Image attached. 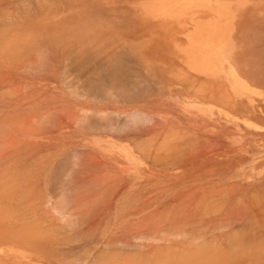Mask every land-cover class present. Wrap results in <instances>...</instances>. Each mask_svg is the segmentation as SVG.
Wrapping results in <instances>:
<instances>
[{
  "label": "rangeland",
  "instance_id": "374dc122",
  "mask_svg": "<svg viewBox=\"0 0 264 264\" xmlns=\"http://www.w3.org/2000/svg\"><path fill=\"white\" fill-rule=\"evenodd\" d=\"M0 50V264H264V0H0Z\"/></svg>",
  "mask_w": 264,
  "mask_h": 264
},
{
  "label": "bare ground",
  "instance_id": "6f19581e",
  "mask_svg": "<svg viewBox=\"0 0 264 264\" xmlns=\"http://www.w3.org/2000/svg\"><path fill=\"white\" fill-rule=\"evenodd\" d=\"M74 31H75V30H74ZM80 31H81V30H80ZM83 31H84V30H82V32H81L82 35H83ZM75 32H76V33H73V34H72V36L74 35L73 37H68V38H66V39H62V41L59 42V44H60L61 46L56 45V43H58V42H56V40H55L56 43L54 42V39H55V38H54L53 40L50 39V40H49L50 42H48V44H50L51 46H53V47H51V49L54 48V47L56 48V46H57V48H61L62 50L64 49V50L67 51V52L69 51V53H70V51H73V52H74V51L76 50V48H77L76 51L79 52L80 50H82V53L84 52L85 54H83V55H79L78 52H77V53H74V54H75V57H77L76 55H78V56H84V55H86V53H88V52L90 51V49H91V50L94 49V48H89V47H91L90 44H93V43H91L90 41H87V40H88L87 37H86L87 40H86L85 38H83V39L86 40V41H81V43H80V42L77 43L75 40H80L81 35H79V34H81V33H79L78 31H75ZM70 33H72V32L70 31L69 34H68V32H64V33H60V34H61V35H62V34H63V35H66V34H67V36H69ZM77 33H78V34H77ZM61 35H56V38L59 40V38L62 37ZM57 36H59V38H58ZM67 36H65V37H67ZM53 37H54V36H53ZM65 37L63 36V38H65ZM82 37H84V36H82ZM49 38H50V37H49ZM70 38H71V40H70ZM77 38H78V39H77ZM92 39H94V38H92ZM96 39H97V38H95V40H96ZM41 40H42L43 42H45V40L48 41V38L46 37V38H44V40H43V39H41ZM41 40H40V41H41ZM72 40H73L74 42H72ZM89 40H91V39L89 38ZM95 40H94V41H95ZM17 41H18V40H17ZM47 41H46V42H47ZM94 41H93V42H94ZM18 42H20V41H18ZM18 42H17V43H18ZM28 42H29V40H28ZM31 42L34 43V40L31 41ZM46 42H45V43H46ZM75 42H76V44H74ZM95 42H96V41H95ZM26 43H27V42H26ZM32 43H31V45H32ZM45 43H44V44H45ZM98 43H99V41H98ZM102 43H103V42H102ZM102 43H100V44H102ZM114 43H115V42H114ZM15 44H16V42H15ZM27 44H28V43H27ZM40 44H41V43H40ZM42 44H43V43H42ZM46 44H47V43H46ZM53 44H54V45H53ZM94 44H95V43H94ZM17 45H18V46L20 45V46H19V49H22V47H24V46H22V44H20V43L17 44ZM25 45H26V44H25ZM55 45H56V46H55ZM88 45H90V46H88ZM107 45H110V44H107ZM107 45H106V46H107ZM125 45H126V44H125ZM125 45H124V46H125ZM18 46H17V47H18ZM82 46H85V49L88 47L87 49H88L89 51H88V52H87V51L85 52L84 49H83L84 47H82ZM86 46H87V47H86ZM114 46H115V45H114ZM128 46H129V45H128ZM14 47H15V45L12 46V48H14ZM17 47H16V48H17ZM25 47H28V46H25ZM42 47H43V46H42ZM44 47H45V45H44ZM47 47H49V45H47ZM78 47H79L80 49H79ZM101 47H102V46H101ZM107 47H108V46H107ZM109 47H112V46H109ZM115 47H116V46H115ZM121 47H123V46H121ZM125 47H126V46H125ZM125 47H124V48H125ZM3 48H4V47H3ZM6 48H7V47H6ZM8 48H9V49H7V50H6L5 48H4V49H1V50H2V51L5 50V51H7V52H8L9 50H12L11 46L8 47ZM10 48H11V49H10ZM36 48H37V47H36ZM104 48H105V47H104ZM119 48H120V47H119ZM127 48H129V47H127ZM130 48H131V47H130ZM25 49H26V48H25ZM27 49H28V48H27ZM32 49H33V48H32ZM32 49H31V50H32ZM34 49H35V47H34ZM78 49H79V50H78ZM96 49H97V48H96ZM113 49H115V48H113ZM113 49H112V50H113ZM121 49H122V48H120V50H121ZM262 49H263V48H262ZM1 50H0V51H1ZM13 50H15V49H13ZM48 50H49V49H48ZM64 50H63V51H64ZM94 50H95V49H94ZM107 50H109V49H107ZM115 50H116V49H115ZM117 50H118V49H117ZM120 50H118L117 52H119ZM123 50H125V49H123ZM15 51H16V50H15ZM23 51H24V50H23ZM26 51H28V50H26ZM26 51H25V52H26ZM50 51H51V50H50ZM63 51H60V53L63 52ZM76 51H75V52H76ZM92 51H93V50H92ZM92 51H90V53H92ZM99 51H100V50H99ZM99 51L97 50L98 54H99ZM113 51H114V50H113ZM125 51H126V50H125ZM19 52H22V50L19 51ZM29 52H30V50H29ZM58 52H59V51H58ZM73 52H72V54H73ZM80 52H81V51H80ZM80 52H79V53H80ZM93 52H96V51H93ZM104 52H106V51H104ZM111 52H112V51H111ZM121 52H122V51H121ZM15 53H16V52H15ZM23 53H24V52H23ZM50 53H51V52H50ZM100 53H101V52H100ZM4 54H5V53H4ZM18 54H19V53H17L16 55H18ZM56 54H58V53H56ZM56 54H55V56H56ZM74 54H73V55H74ZM80 54H81V53H80ZM98 54H96L97 56L95 55V57H94L93 54H92L91 56H92V58H98V59H100ZM102 54H103V52H102ZM104 54H106V53H104ZM112 54H113V53H112ZM112 54L109 53V55H112ZM120 54H121V53H120ZM128 54H129V53H128ZM132 54H133V53H132ZM2 55H3V53H2ZM21 55H22V54H21ZM70 55H71V54H70ZM106 55H107V54H106ZM113 55L115 56V53H114ZM125 55H126V54H125ZM25 56H26V54H25ZM86 56H87V57H88V56L90 57L89 54L86 55ZM107 56H108V55H107ZM121 56H123V54H122ZM0 57H1V56H0ZM23 57H24V56H23ZM26 57H27V56H26ZM58 57H59V56H58ZM72 57H73V56H72ZM87 57L84 56L85 59H83V57H80V58L78 57V61H83V62H84V61H88V60H89V57H88V58H87ZM11 58H12V57H11ZM66 58H67V57H66ZM92 58L90 57V60H92ZM104 58H105V57H104ZM138 58H139V57H138ZM7 59H10V58H7ZM69 59H70V58H69ZM114 59H115V58H114ZM119 59H120V58H119ZM125 59H128V58H125ZM1 60H2V59H1ZM13 60H14V59H13ZM13 60H12V61H13ZM74 60H75V59H74ZM94 60H95V59H94ZM94 60H93V61H94ZM103 60H104V59H103ZM116 60H118V59H116ZM138 60H139V59H138ZM5 61H6V59H5ZM12 61H11V62H12ZM14 61H15V60H14ZM14 61H13V63H14ZM97 61H98V60H97ZM9 62H10V61H9ZM15 62H16V61H15ZM69 62H70V61H69ZM83 62H82V63H83ZM99 62H101V61H99ZM99 62H98V63H99ZM106 62H107V61H106ZM108 62H109V61H108ZM110 62L112 63V61H110ZM135 62H137V61H135ZM138 62H139V61H138ZM4 63H5V62H3V64H4ZM76 63H77V61H76ZM79 63H80V62H79ZM84 63H85V62H84ZM123 63H124V62H123ZM3 64H2V65H3ZM69 64H70V63H69ZM86 64H87V62L85 63V65H86ZM101 64H102V63H101ZM103 64H104V63H103ZM103 64H102V65H103ZM112 64H113V63H112ZM127 64H129V63H127ZM132 64H133V63H132ZM14 65H15V64H14ZM14 65H13V66H14ZM67 65H68V64H67ZM85 65H84V66H85ZM98 65H99V64H98ZM3 66H4V65H3ZM9 66H11V65H8V67H9ZM72 66H73V65H72ZM82 66H83V65H82ZM84 66H83V67H84ZM108 66H109V65H108ZM130 66H132V65H130ZM4 67H6V66H4ZM80 67H81V66H80ZM115 67H116V66H115ZM145 67H146V66H145ZM11 68H12V67H11ZM110 68H111V67H110ZM119 68H120V66H119ZM122 68H123V67H122ZM71 69H72V67H71ZM76 69H77V68H76ZM76 69H75V70H76ZM82 69H83V68H82ZM84 69H85V68H84ZM102 69H103V68H102ZM107 69H108V68H107ZM107 69H106V70H107ZM111 69H112V68H111ZM133 69H134V68H133ZM137 69H138V68H137ZM77 70H78V69H77ZM86 70H87V69H86ZM86 70H84V71H86ZM92 70H93V69H92ZM123 70H125V69H123ZM129 70H130V69H129ZM67 71H69V70H67ZM70 71H71V70H70ZM80 71H81V69H80ZM87 71H88V70H87ZM103 71H105V69H104ZM109 71H110V70H109ZM109 71H107V75H108V72H109ZM88 72H89V71H88ZM110 72H111V71H110ZM85 73H86V72H85ZM90 73H91V72H90ZM95 73H97V72H95ZM95 73H93V74L95 75ZM74 74H75V72H74ZM77 74H78V73H77ZM78 75H79V74H78ZM114 75H115V74H114ZM114 75H113V76H114ZM75 76H77V75H75ZM105 76H106V73H105ZM105 76H104V77H105ZM117 76H118V75H117ZM78 77H79V76H78ZM78 77H76V78H78ZM95 77H96V76H95ZM118 77H119V76H118ZM139 77H140V76H139ZM79 78H80V77H79ZM97 78H98V77H97ZM99 78H100V76H99ZM106 79H110V78L106 77ZM106 79H105V78L102 79L103 82H105L104 80H106ZM111 79H112V80H111L110 82H114V83H115L116 81H118V80H116L117 78H111ZM113 79H114V80H113ZM124 79H126V78L124 77ZM81 80H82V79H81ZM88 80H89V79H88ZM91 80H92V79H91ZM128 80H129V79H128ZM128 80H127V81H128ZM134 80H136V79H134ZM100 81H101V78H100ZM107 81H109V80H106V82H107ZM122 81H123V80H122ZM127 81H126V82H127ZM139 81H140V80H139ZM139 81H138V82H139ZM88 82H89V81H88ZM106 82H105V83H106ZM118 82H119L120 85H121V82H120V81H118ZM135 82H136V81H135ZM97 83H98V82H97ZM119 83H118V84H119ZM127 83H128V82H127ZM127 83H126V84H127ZM129 83H130V81H129ZM98 84H100V83H98ZM84 85H85V84H84ZM101 85H102V84H101ZM110 85H111V84H110ZM112 86H113V84H112ZM121 87H122V86H121ZM78 88H79V87H78ZM90 88H91V87H90ZM115 88H117V87H115ZM119 88H120V87H119ZM119 88H118V89H119ZM92 89H93V88H91V90H92ZM120 89H121V88H120ZM109 90H110V89H109ZM122 90H123V89H122ZM79 93H80V92H79ZM90 93H91V92H90ZM123 94H124V93H123ZM91 96H92V95H91ZM107 100H108V99H107ZM91 124H94V123H91ZM97 124H98V123H97ZM46 170H47V169H46ZM42 171H43V170H42ZM40 172H41V171H40ZM44 172H45V170H44ZM21 173H22V172H21ZM22 174H23V173H22ZM35 174H36V173H35ZM36 175H37V174H36ZM20 177H21V176H20ZM27 179H28V178H27ZM17 180H18V179H17ZM41 180H42V179H41ZM26 183H27V182H26ZM28 184H29V182H28ZM22 185H23V184H22ZM38 185H39V184H38ZM1 188H2V187H1ZM4 188H6V187H4ZM6 189H7V188H6ZM19 190H22V189H19ZM4 191H5V190H4ZM17 191H18V190H17ZM25 191H26V190H25ZM5 192H6V191H5ZM11 192H12V191H11ZM15 192H16V191H15ZM117 193H118V192H117ZM8 194H9V193H8ZM14 198H15V197H14ZM30 199H31V197H30ZM18 201H19V200H18ZM10 203H11V202H10ZM8 204H9V203H8ZM19 204H20V203H19ZM24 204H25V203H24ZM31 204H32V203H31ZM41 204H42V203H41ZM4 206H5V205H4ZM7 207H8V206H7ZM9 207H10V205H9ZM9 207H8V208H9ZM11 207H12V206H11ZM14 207H15V206H14ZM38 207H39V206H38ZM30 208H31V207H30ZM39 208H40V207H39ZM39 208H38V209H39ZM213 208H214V207H213ZM2 209H3V208H2ZM9 209H10V208H9ZM35 209H36V208H35ZM43 209H44V208H43ZM15 210H16V209H15ZM22 210H23V209H22ZM41 210H42V209H41ZM194 210H195V209H194ZM23 211H24V210H23ZM199 211H200V210H199ZM14 212H15V211H14ZM21 212H22V211H21ZM29 212H30V211H29ZM7 213H8V212H7ZM19 213H20V211H19ZM25 213H26V211H25ZM33 213H34V212H33ZM38 213H39V212H38ZM43 213H44V212H43ZM1 214L3 215V213H1ZM13 214H14V213H13ZM27 215H28V214H27ZM158 215H159V214H158ZM184 215H185V214H184ZM193 215H194V214H193ZM9 216H10V215H9ZM13 216H14V215H13ZM15 216H16V213H15ZM45 216H46V215H45ZM164 216H166V215H163V218H164ZM48 217H49V216H48ZM50 217H51V216H50ZM226 217H227V216H226ZM20 218H21V216H18V217H17V219H20ZM24 218H25V217L23 216V219H24ZM82 218H83V216H82ZM85 218H86V216H85ZM87 218H88V217H87ZM196 218H197V217H196ZM3 219H4V218H3ZM5 219H6V218H5ZM12 219H13V217H12ZM14 219H16V217H15ZM49 219L51 220V219H53V218H49ZM202 219H203V218H202ZM212 219H213V218H212ZM215 219H216V218H215ZM0 220H1V218H0ZM7 220H8L10 223H12V221H10L9 219H7ZM26 220H27V219H26ZM53 220H54V219H53ZM173 220H174V219H173ZM180 220H181V219H180ZM213 220H214V219H213ZM219 220H221V219L219 218ZM224 220H225V219H224ZM226 220H229V218L226 219ZM226 220H225V221H226ZM2 221H5V220H1V223H2ZM40 221H41V220H40ZM47 221H48V220H47ZM47 221H46V222H47ZM86 221H87V220H86ZM86 221H85V222H86ZM90 221H91V220H90ZM158 221H159V219H158ZM170 221H171V220H170ZM190 221H191V220H190ZM52 222H53V223H52ZM85 222H84V223H85ZM215 222H217V219L215 220ZM3 223H6V222H3ZM13 223H14V222H13ZM17 223H18V222H17ZM56 223H57V222H56ZM150 223H151V222H150ZM150 223H149V224H150ZM154 223H156V222H154ZM160 223H161V222H160ZM206 223H208V222H206ZM213 223H214V222H213ZM15 224H16V223H15ZM15 224H13V225H15ZM24 224H25V223H24ZM32 224H33V223H32ZM50 224H52L53 227L55 228V225H56V224H54V221L51 220V223H50ZM209 224H210V223H209ZM3 225H4V224H3ZM46 225H49V224H46ZM72 225H73V224H72ZM84 225H85V224H84ZM99 225H100V224H99ZM152 225H153V224H152ZM212 225H213V224H212ZM226 225H227V224H226ZM229 225H230V224H229ZM5 226H6V225H5ZM35 226H36V225H35ZM37 226H38V225H37ZM50 226H51V225H49V230H47L48 228L46 229V231H45L46 234H43V235H45L46 239H48V238L52 235V234H50V230L53 231V229H52V227H50ZM174 226H175V225H174ZM177 226H178V225H177ZM207 226H208V225H207ZM227 226H228V225H227ZM14 227H15V226H14ZM19 227H20V226H19ZM28 227H32V226L29 225ZM42 227H43V226H42ZM57 227H58V229H60V230H61V228H62L61 226H60V227L58 226V223H57L56 229H57ZM71 227H72V226H71ZM84 227H85V226H84ZM151 227H152V226H151ZM243 227H244V226H243ZM8 228H9V227H7L6 229H8ZM12 228H13V227H12ZM12 228H9V229H12ZM24 228H25V227H24ZM34 228H35V227H34ZM37 228H39V227H37ZM44 228H45V227H44ZM50 228H51V229H50ZM152 228H153V227H152ZM154 228H155V226H154ZM173 228H174V227H173ZM208 228H209V227H208ZM3 229H5V228H3ZM3 229H2V230H3ZM14 229H15V228H14ZM16 229H18V228H16ZM58 229H57V230H58ZM70 229H71V228H70ZM148 229H149V228H148ZM164 229H165V228H164ZM27 230H28V229H27ZM37 230H38V229H37ZM42 230H43V229H41V231H42ZM60 230H58L56 233L61 232ZM71 230H72V229H71ZM208 230H209V229H208ZM6 231H7V230H5L4 232H6ZM22 231L24 232L23 229H22ZM31 231H32V229H31ZM31 231H30V232H31ZM43 231H44V230H43ZM43 231H42V232H43ZM66 231H67V230H66ZM74 231H75V230H74ZM164 231H165V230H164ZM177 231H178V230H177ZM243 231H244V230H243ZM4 232H2V233L4 234ZM10 232H11V231H10ZM20 232H21V231H20ZM25 232L27 233V231H25ZM35 232H37V231H35ZM38 232H39V231H38ZM38 232H37V234H38ZM42 232H41V233H42ZM88 232H89V231H88ZM155 232H156V231H155ZM8 233H9V232H8ZM39 233H40V232H39ZM41 233H40V236H43V235H41ZM56 233H55V234H56ZM62 233L65 234L63 231L61 232V234H62ZM84 233H85V232H84ZM10 234H12V232H11ZM13 234H15V232H14ZM13 234H12V235H13ZM29 234H30V233H29ZM31 234H32V233H31ZM31 234H30V235H31ZM49 234H50V236H49ZM73 234H74V233H73ZM75 234H76V233H75ZM147 234H148V233H147ZM151 234H152V233H151ZM223 234H224V233H223ZM262 234H263V233H262ZM22 235H23V234H22ZM24 235H25V234H24ZM30 235H29L28 237H26L27 240H28V238L31 239V238H33L32 236H34V235H32V236H30ZM56 235H57V234H56ZM67 235H68V234H67ZM76 235H77V234H76ZM135 235H136V234H135ZM135 235H134V236H135ZM235 235L237 236V234H235ZM4 236H5V235H4ZM9 236H10V235H9ZM16 236H17V235H15V236H11V238L16 237ZM19 236H21V235L18 234V237H19ZM35 236H36V235H35ZM58 236H60V233L58 234ZM147 236H149V234H148ZM244 236H245V235H244ZM5 237H6V236H5ZM5 237H4V238H5ZM23 237H24V236H23ZM30 237H31V238H30ZM36 237H37V236H36ZM53 237H54V236H53ZM55 237H56V236H55ZM93 237H94V236H93ZM119 237L122 238V236H119ZM127 237H128V236H127ZM205 237H206V236H205ZM16 238H17V237H16ZM19 238H21V237H19ZM26 238H25V239H26ZM42 238H43V237H41V238H39V239H42ZM56 238H57V237H56ZM60 238H61V237H60ZM91 238H92V237H91ZM109 238H110V237H109ZM200 238H201V237H200ZM209 238H211V237H209ZM209 238H208V239H209ZM229 238H230V237H228V242H229V240H232V238H231V239H229ZM13 239H14V238H13ZM33 239H34V238H33ZM33 239H32V240H33ZM43 239H44V238H43ZM50 239H51V238H49L48 240L50 241ZM58 239H59V238H58ZM61 239H62L63 241L68 240L67 237H66L65 239H63V238H61ZM61 239H60V241H59V240L57 241V240L54 239V240H55L54 243H56V244H58V245H59V244L62 245V244H63V241H61ZM73 239H74V238H73ZM77 239H79V238H77ZM81 239H82V238H81ZM208 239H207V240H208ZM226 239H227V238H226ZM234 239H235V238H234ZM237 239H238V238H237ZM259 239H260V237H259ZM8 240H9V238H8ZM10 240H11V239H10ZM10 240H9V241H10ZM14 240H15V241H13V240H11V241L16 242V239H14ZM18 240H19V239H18ZM18 240H17V241H18ZM48 240H47V241H48ZM54 240L51 239V241H50L48 244H50V243H51L52 241H54ZM87 240H88V239H87ZM91 240H92V239H91ZM248 240H249V239H248ZM28 241H29V240H28ZM33 241H35V240H33ZM36 241H39V240L36 239ZM56 241H57V242H56ZM70 241H71V240L68 241V244H69ZM76 241H77V240H76ZM125 241H126V240H125ZM246 241H247V240H246ZM260 241H261V240H260ZM5 242H6V241H5ZM5 242H4V243H5ZM25 242H26V240H25ZM29 242H30V241H29ZM238 242H241V241L238 240ZM247 242H248V241H247ZM16 243H18V242H16ZM27 243H28V242H27ZM33 243H34V242H32V244H33ZM65 243H66V245H67V242H66V241H65ZM65 243H64V244H65ZM87 243H89V242L87 241ZM187 243H188V242H187ZM250 243H251V242H250ZM252 243H253V241H252ZM263 243H264V242H263ZM29 244H30V243H29ZM34 244H36V243H34ZM75 244H76V243H75ZM90 244H92V243H90ZM97 244H98V243H97ZM99 244H100V243H99ZM107 244H108V243H107ZM113 244H114V243H113ZM125 244H126V243H125ZM129 244H130V243H129ZM132 244H133V243H132ZM175 244H176V243H175ZM184 244H185V243H184ZM233 244H234V243H233ZM244 244H245V243H244ZM44 245H45V247H46L47 244H44ZM80 245H81V244H80ZM86 245H87V244H86ZM190 245H192V244H190ZM194 245H196V244H194ZM200 245H201V244H200ZM245 245H246V244H245ZM263 245H264V244H263ZM16 246H17V245H16ZM36 246L38 247L37 244H36ZM68 246H69V245H68ZM74 246H75V245H74ZM83 246H85V245H83ZM90 246H91V245H90ZM238 246H239V244H238ZM246 246H248V245H246ZM27 247H28V246H27ZM81 247H82V245H81ZM85 247H86V246H85ZM93 247H94V246H93ZM153 247H154V246H153ZM205 247H206V246H205ZM70 248H71V247H70ZM90 248H92V247H90ZM107 248H108V247H107ZM111 248H112V247H111ZM155 248H156V247H155ZM155 248H154V249H155ZM188 248H189V247H188ZM247 248H248V247H247ZM0 249H3V252L5 251L6 253H7V251H9V249H7V248H6L5 246H3V245H0ZM50 249H51V248H50ZM87 249H88V248H87ZM99 249H100V248H99ZM116 249H117V248H116ZM244 249H245V248H244ZM42 250H43V249H42ZM53 250H54V248H53ZM55 250H56V248H55ZM59 250H60V249H59ZM61 250L63 251V249H61ZM67 250H68V249H66V251H67ZM90 250H91V249H90ZM112 250H113V249H112ZM134 250H135V249H134ZM245 250H246V249H245ZM260 250H261V248H260ZM62 251L60 252V254L62 253ZM64 251H65V250H64ZM68 251H69V250H68ZM83 251H84V250L82 249V252H83ZM117 251H119V250H117ZM130 251H131V250H130ZM144 251H145V250H144ZM153 251H154V250H153ZM160 251H161V250H160ZM240 251H241V253L243 252L242 250H240ZM240 251H239L238 254L235 253V257H236V256H237V258H238V257H239V258H240V257H243L242 254L240 253ZM263 251H264V250H263ZM0 252H1V251H0ZM103 252H104V251H103ZM111 252H112V251H111ZM146 252H147V251H146ZM230 252H231V251H230ZM235 252H236V251H235ZM74 253H75V252H74ZM80 253H81V252H80ZM96 253H97V252H96ZM98 253H100V252H98ZM223 253H224V252H223ZM233 253H234V252H233ZM244 253L246 254V252H244ZM244 253H243V254H244ZM254 253H256V252H254ZM58 254H59V253H58ZM72 254H73V253H72ZM72 254H71V255H72ZM84 254H85V253H84ZM84 254H82V255H84ZM135 254H136V253H135ZM135 254H134V255H135ZM141 254H142V253H141ZM152 254H153V253H152ZM245 254H244V255H245ZM247 254H248V252H247ZM56 255H57V254H56ZM82 255H81V256H82ZM85 255H86V254H85ZM93 255H94V254H93ZM99 255H100V254H99ZM230 255H231V254H230ZM105 256H106V255H105ZM113 256H114V255H113ZM140 256H141V255H140ZM154 256H155V255H154ZM63 257H64V256H63ZM66 257H69V256L66 255ZM72 257H73V256H72ZM78 257H80V256H78ZM83 257H85V256H83ZM88 257H89V256H88ZM92 257H93V256H92ZM96 257H97V256H96ZM225 257H226V256H225ZM74 258H77V257H74ZM102 258H103V257H102ZM126 258H127V257H126ZM130 258H131V256H130ZM136 258H137V257H136ZM138 258H139V257H138ZM142 258H143V257H142ZM213 258L216 259L217 261H220V260L222 259V256L220 257V256L218 255V256H214ZM253 258H254V257H253ZM72 259H73V258H72ZM79 259H80V258H79ZM178 259H179V258H178ZM182 259H183V258H182ZM234 259H235V258H234ZM60 260H61V259H60ZM102 260H103V259H102ZM114 260H117V259H114ZM123 260H124V259H123ZM143 260H144V259H143ZM150 260H151V259H150ZM180 260H181V259H180ZM180 260H179V263H180ZM193 260H194V259H192V261H193ZM212 260H213V259H212ZM229 260H230V258H229ZM79 261H81V260H79ZM83 261H85V260H83ZM97 261H98V260H97ZM106 261H111V262H112L113 259H111V260L108 259V260H106ZM117 261H118V260H117ZM117 261H116V262H117ZM148 261H149V260H148ZM217 261H215V262H217ZM100 262H101V260H100ZM174 262H175V261H174ZM174 262H171V263H169V264H172V263L174 264ZM186 262H187V261H186ZM76 263H77V262H76ZM107 263H110V262H107ZM125 263H126V262H125ZM149 263H150V262H149ZM175 263H176V262H175ZM177 263H178V262H177ZM190 263H192V262H190ZM69 264H70V263H69ZM85 264H86V263H85ZM117 264H118V262H117ZM119 264H122L121 260H120ZM129 264H130V263H129Z\"/></svg>",
  "mask_w": 264,
  "mask_h": 264
},
{
  "label": "crops",
  "instance_id": "0c3cea01",
  "mask_svg": "<svg viewBox=\"0 0 264 264\" xmlns=\"http://www.w3.org/2000/svg\"><path fill=\"white\" fill-rule=\"evenodd\" d=\"M239 41H240V43L241 44H244V46H246V48H245V50L247 51V52H241L240 50H239V53H238V57L241 59V60H244V61H246V60H248L249 59V57H250V45H253V44H251L252 43V40H251V38H250V34L248 33V34H240L239 35ZM243 50V49H242ZM247 66H246V65ZM248 67V64L247 63H242V65L240 64V68H239V70H238V72L239 73H241V74H247L246 72V68ZM238 93H240L239 91H237ZM242 94V93H241ZM240 97H248V98H252V97H256L255 95L253 96V95H246V96H240Z\"/></svg>",
  "mask_w": 264,
  "mask_h": 264
}]
</instances>
